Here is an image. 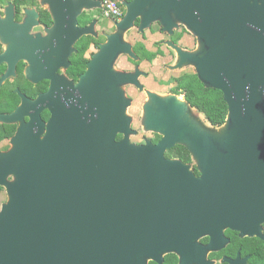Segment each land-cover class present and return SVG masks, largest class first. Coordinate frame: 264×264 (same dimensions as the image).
Segmentation results:
<instances>
[{
	"label": "water",
	"instance_id": "obj_1",
	"mask_svg": "<svg viewBox=\"0 0 264 264\" xmlns=\"http://www.w3.org/2000/svg\"><path fill=\"white\" fill-rule=\"evenodd\" d=\"M118 1L125 15L73 87L81 95L76 103L67 106L52 85L37 100L23 98L12 114L0 115V122H21L11 149L0 154V187L8 196L0 210V264H147L156 249L179 250L212 231L215 209L204 214L203 204L237 193L241 173L264 162V152L244 150L264 145L258 140L264 135V0ZM43 3L53 12L62 4L72 11L71 41L97 35V20L79 28L77 19L102 9L101 0ZM136 21L140 32L159 23L172 35L183 25L197 37L195 51L167 42L177 53L169 67L192 66L206 87L224 91L229 116L223 143L187 102L155 93L143 127L162 139L156 145L131 141L136 131L122 87L141 85L143 72L115 65L122 55L139 59L124 38ZM59 24L55 18L48 34ZM118 134L124 135L120 141ZM176 145L190 151L200 177L191 165L166 157Z\"/></svg>",
	"mask_w": 264,
	"mask_h": 264
},
{
	"label": "flooded vegetation",
	"instance_id": "obj_2",
	"mask_svg": "<svg viewBox=\"0 0 264 264\" xmlns=\"http://www.w3.org/2000/svg\"><path fill=\"white\" fill-rule=\"evenodd\" d=\"M44 1L0 0V115L12 114L22 104L23 98L37 100L40 95L48 93L52 85H58L57 95L67 106L69 103H76L81 95L73 87L81 85V77L87 71L88 63L99 52L100 45L107 42V35L117 31L116 23L122 19L107 15L103 6L102 9L84 11L83 15L77 19V27H89L94 20H97L94 27L97 35L83 36L74 42L71 41L74 30L71 22L72 11L62 4L57 5L53 12L49 5H44ZM122 9L125 15V8L122 7ZM55 18L60 24L57 31L50 35L47 29L53 27ZM139 25L140 22L136 21L135 27L129 30V32L136 30L140 37L130 42L139 59L134 60L129 55L120 56L121 58L126 57L133 68L129 70L116 68L118 71L134 73L137 68L140 69L142 63L153 65L158 58L165 56L173 57L176 62L177 53L173 47L168 45L167 42L170 41L186 51H195L198 47L197 37L183 25L172 35L162 31L159 23H153L151 28L145 32L139 31ZM69 26L72 31L68 30ZM86 43L88 47L83 49ZM139 45H142L147 52L156 54L155 59L145 60L143 53L138 54L136 49ZM160 52L163 54L159 55ZM187 68L194 67L188 66L180 70ZM140 70L143 72L139 78L141 85L128 84L122 87L125 98L131 101L128 110L135 100L143 96L142 112L145 115V105L150 102V94L155 93L158 96H177L182 102L189 104L196 117L206 119L202 112L189 103L185 92L182 90L177 92L178 85H176L175 78L184 73L195 74V68L192 69L193 71L180 73L178 76L170 75L167 79L152 77L149 71ZM150 77L159 85H147L143 81L144 79L151 80ZM147 82L151 83L152 80ZM161 87H165L164 93L159 91ZM217 90L227 106V113L221 124L211 127L217 129L218 136L221 137L220 140L223 143L228 129L229 106L224 91ZM50 118L51 113L48 109L41 112V119L45 124ZM205 119L206 123L207 119ZM29 121V117H25L24 122ZM20 125L21 122H0V154L11 149V140ZM131 127L135 130L133 124ZM46 130L47 128L43 136L46 135ZM142 130L144 133L135 130L136 134L131 136L133 143L144 145L149 140L156 145L162 139L161 135L148 132L143 126ZM123 137V134H118L117 140L120 141ZM258 140L263 143L264 135H261ZM169 150L166 151L167 158L180 160L177 157H168ZM244 150L264 152V145L245 146ZM184 163L191 165L197 177L202 175L192 155L191 161ZM241 174L244 184L235 187L237 193L222 194L217 197L218 201L214 205L208 202L203 204L206 209L204 214L212 212L208 209H215L216 225L212 231L201 234L194 239L195 242L183 243V246H179L181 247L179 250L163 252L156 249L155 258L148 259L147 264H264V162L257 164L253 170L243 171ZM1 191H5L7 196L5 188L0 187ZM255 196L260 200L258 205H255L252 199ZM7 198L8 196L3 203L7 201Z\"/></svg>",
	"mask_w": 264,
	"mask_h": 264
},
{
	"label": "trees",
	"instance_id": "obj_3",
	"mask_svg": "<svg viewBox=\"0 0 264 264\" xmlns=\"http://www.w3.org/2000/svg\"><path fill=\"white\" fill-rule=\"evenodd\" d=\"M87 43L83 49L88 47ZM136 52L138 54L143 53V58L149 61L155 59L157 56L156 54L147 52L142 45L138 46ZM162 54V52L159 53V55ZM175 82L178 85L177 92L180 90L185 92L189 103L202 112L211 125L218 126V124H221L225 120L227 106L222 101L220 92L217 89L206 87L196 73H184L175 78ZM167 156L171 158L177 157L184 162L191 161L190 152L183 145H177L175 148L169 150Z\"/></svg>",
	"mask_w": 264,
	"mask_h": 264
},
{
	"label": "rangeland",
	"instance_id": "obj_4",
	"mask_svg": "<svg viewBox=\"0 0 264 264\" xmlns=\"http://www.w3.org/2000/svg\"><path fill=\"white\" fill-rule=\"evenodd\" d=\"M124 38L126 41L133 42L134 40H136L140 37L137 35L136 30H132V32H127L124 35ZM174 62H175V59L171 56L160 57L154 62L153 65H149L146 62L142 63V65L140 66V69H142L144 71H149L151 73L152 77L155 76L156 78H161V79H163V78L167 79L170 75L178 76V75H180V73L190 72L192 69H194V68H187L184 70L171 71L169 66L174 65L173 64ZM116 63H117L116 68L120 69V70L121 69H124V70L128 69L129 70V69L133 68L132 64L127 60L126 57H124V58L119 57L118 60L116 61ZM152 77H150L152 80L151 83L147 82V81H151L150 79L149 80L144 79L143 81L147 85H159L158 83L153 81ZM153 88L155 89V87H153ZM159 91L164 93L166 91L165 87H161ZM143 103H144V99L142 96V98L135 100L133 105L128 110V114L132 118L133 128L135 130L141 132V133L143 132V130H142L143 117H144V114L142 112ZM201 116L204 118L203 115H201ZM204 119H203V121H204ZM206 123L209 124L207 121H206ZM145 134L150 135L149 133H145ZM6 197H7L6 192L1 191L0 192V205L6 200Z\"/></svg>",
	"mask_w": 264,
	"mask_h": 264
},
{
	"label": "built area",
	"instance_id": "obj_5",
	"mask_svg": "<svg viewBox=\"0 0 264 264\" xmlns=\"http://www.w3.org/2000/svg\"><path fill=\"white\" fill-rule=\"evenodd\" d=\"M101 1L103 3V7L107 15L120 19L123 18L124 12L118 0H101Z\"/></svg>",
	"mask_w": 264,
	"mask_h": 264
},
{
	"label": "crops",
	"instance_id": "obj_6",
	"mask_svg": "<svg viewBox=\"0 0 264 264\" xmlns=\"http://www.w3.org/2000/svg\"><path fill=\"white\" fill-rule=\"evenodd\" d=\"M121 4V3H120ZM121 6H122V4H121ZM123 7V6H122ZM124 17V16H123Z\"/></svg>",
	"mask_w": 264,
	"mask_h": 264
}]
</instances>
